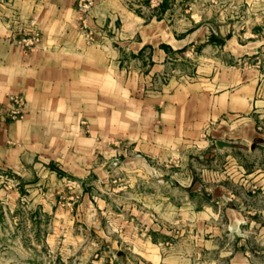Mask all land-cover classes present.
Masks as SVG:
<instances>
[{
	"label": "crops",
	"instance_id": "crops-1",
	"mask_svg": "<svg viewBox=\"0 0 264 264\" xmlns=\"http://www.w3.org/2000/svg\"><path fill=\"white\" fill-rule=\"evenodd\" d=\"M183 1L94 0L86 28L77 0L0 3V177L86 224L112 216L138 264H264V40ZM192 154L222 167L182 172Z\"/></svg>",
	"mask_w": 264,
	"mask_h": 264
},
{
	"label": "rangeland",
	"instance_id": "rangeland-1",
	"mask_svg": "<svg viewBox=\"0 0 264 264\" xmlns=\"http://www.w3.org/2000/svg\"><path fill=\"white\" fill-rule=\"evenodd\" d=\"M183 2L190 8V17L200 19L213 29L222 26V30L234 31L243 38L253 32L257 33V39L264 40V0ZM259 64L264 71V60L261 59ZM212 146L221 148L215 143ZM238 147L241 145L236 144L234 148L237 150ZM261 158L264 161V154ZM205 165L214 169L222 167L221 155L197 157L192 154L188 159L183 158L182 172L192 168L201 176V168ZM30 183H24L10 174L0 177V264L139 263L141 257L133 237L122 239L120 233L124 227L120 229V226L110 225L112 216L105 215L109 218L101 222L96 218L91 225L86 224L80 218H72L71 212L65 209L55 211L45 189L42 193H33V189L27 185ZM65 187L66 190L74 188L72 184ZM106 191V198L114 204L116 201L112 200L111 189ZM75 198L73 192L67 195V207L73 206ZM63 200L60 198L56 205Z\"/></svg>",
	"mask_w": 264,
	"mask_h": 264
},
{
	"label": "built area",
	"instance_id": "built-area-1",
	"mask_svg": "<svg viewBox=\"0 0 264 264\" xmlns=\"http://www.w3.org/2000/svg\"><path fill=\"white\" fill-rule=\"evenodd\" d=\"M6 0H0V3L4 2ZM161 2V0H149L150 6H156ZM94 4V0H77L76 3V9L79 13V15L82 17V24L86 28V20L88 18V13L91 9V7ZM86 37L88 39H92L93 33L89 29L85 30ZM38 40V35L36 33H31L29 35H23L19 39V43L23 44L26 47L33 46ZM9 110L7 111V116L10 119H17L22 116L23 109V100L21 97L17 95H9ZM113 164H116V161H113Z\"/></svg>",
	"mask_w": 264,
	"mask_h": 264
},
{
	"label": "water",
	"instance_id": "water-1",
	"mask_svg": "<svg viewBox=\"0 0 264 264\" xmlns=\"http://www.w3.org/2000/svg\"><path fill=\"white\" fill-rule=\"evenodd\" d=\"M236 144H239V145L242 146V144H240V143H238V142H236V143H231V142H227V141H224V140H218V141H216V145H217V146H223V145H226V146L235 147ZM21 181L23 182L24 180H21Z\"/></svg>",
	"mask_w": 264,
	"mask_h": 264
}]
</instances>
